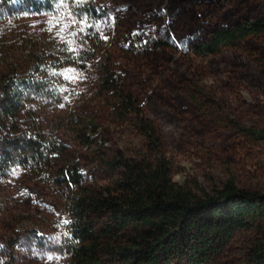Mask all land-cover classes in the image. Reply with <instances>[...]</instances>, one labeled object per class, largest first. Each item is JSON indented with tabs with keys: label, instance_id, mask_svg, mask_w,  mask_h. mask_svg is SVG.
<instances>
[{
	"label": "rangeland",
	"instance_id": "rangeland-1",
	"mask_svg": "<svg viewBox=\"0 0 264 264\" xmlns=\"http://www.w3.org/2000/svg\"><path fill=\"white\" fill-rule=\"evenodd\" d=\"M75 1L51 2L41 13L22 3L0 9V82L8 75L32 91L44 137L66 146L63 156L52 155L80 160L84 185L99 188L110 179L78 139L79 122L94 120L107 153L117 148L132 157L145 148L100 89L101 65L111 60L154 123L175 182L209 189L233 177L240 187L263 190L264 141L235 123L264 130V31L215 54H197L194 46L217 30L264 23V0H93L103 12L95 23ZM84 40L97 51L87 70L71 64ZM42 87L47 96L39 95ZM59 169L15 165L0 176V264H72L78 190ZM261 234L258 224L238 230L213 264H246Z\"/></svg>",
	"mask_w": 264,
	"mask_h": 264
},
{
	"label": "trees",
	"instance_id": "trees-1",
	"mask_svg": "<svg viewBox=\"0 0 264 264\" xmlns=\"http://www.w3.org/2000/svg\"><path fill=\"white\" fill-rule=\"evenodd\" d=\"M55 1L0 0V9L22 3L41 13ZM75 2L94 23L100 19L102 9L93 0ZM263 31V21L217 30L207 41L195 45L194 51L215 54L223 46ZM83 44L85 49L71 64L87 70L97 51L92 50V43L84 40ZM57 60L61 69L65 61ZM99 82L112 115L129 122L145 139V148L135 156L117 148L107 153L103 149L104 132L95 127L94 120L79 122L78 139L110 179L99 188L84 185L80 160L58 159L66 146L59 147L44 137L39 115L32 111V91L8 75L0 82V176L15 165L59 167L62 180L77 188L70 227L72 264H213L238 230L255 224L262 234L252 243L246 264H264V189L240 187L233 177L222 186L213 182L209 189L197 181L175 182L174 163L154 123L147 119L111 60L102 63ZM38 93L47 96L43 87ZM23 122L32 126L18 128ZM235 125L246 135L264 141V130Z\"/></svg>",
	"mask_w": 264,
	"mask_h": 264
},
{
	"label": "snow or ice",
	"instance_id": "snow-or-ice-1",
	"mask_svg": "<svg viewBox=\"0 0 264 264\" xmlns=\"http://www.w3.org/2000/svg\"><path fill=\"white\" fill-rule=\"evenodd\" d=\"M61 107H63V105H61ZM63 223H64V224H69V223H70V221H69V220H67V219H65V220L63 221Z\"/></svg>",
	"mask_w": 264,
	"mask_h": 264
}]
</instances>
